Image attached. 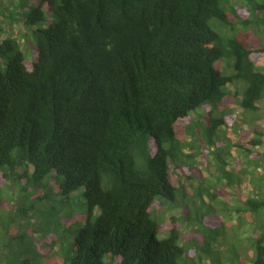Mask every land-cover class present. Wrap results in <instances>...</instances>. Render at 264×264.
Masks as SVG:
<instances>
[{
	"label": "trees",
	"instance_id": "obj_1",
	"mask_svg": "<svg viewBox=\"0 0 264 264\" xmlns=\"http://www.w3.org/2000/svg\"><path fill=\"white\" fill-rule=\"evenodd\" d=\"M242 1L0 3V236H18L10 225L33 210L14 209L9 184L51 200L39 230L28 221L20 231L22 250L0 245V264H264V232L243 257L227 226L232 212L259 216L261 193L219 208L211 191L234 189L225 148L250 158L264 140L255 130L223 144L234 106L256 112L264 99L262 41L209 25L264 26V0ZM197 154L207 169L214 161L216 184ZM76 194L83 213L70 205ZM170 210L179 213L164 220Z\"/></svg>",
	"mask_w": 264,
	"mask_h": 264
},
{
	"label": "rangeland",
	"instance_id": "obj_2",
	"mask_svg": "<svg viewBox=\"0 0 264 264\" xmlns=\"http://www.w3.org/2000/svg\"><path fill=\"white\" fill-rule=\"evenodd\" d=\"M250 1L254 3L261 0ZM2 2H4V0H0V3ZM6 4L7 3L4 2L3 7H6ZM242 4L244 5L242 0H233V5L243 6ZM231 21L235 24L234 33L229 29H226V27H222L217 21H211L209 25L224 39H230L234 37L239 40H243V38H245L248 42H252L256 38L258 39V42L262 41V44H264V26L259 27V29H256L255 27L243 28V26L238 24V21L235 17H231ZM3 27L7 28L8 26L4 25ZM15 29H17L16 25L13 27V30ZM245 34L247 37H243ZM256 66L258 67V69L264 72V59H259L256 63ZM217 67L219 69H224L225 63H219ZM237 87L241 88L242 86L239 85ZM256 106V112H245L239 109L237 106H234L233 110L236 116V126L234 130L233 127L228 129L229 136L224 138L223 142L225 147H227L229 143L232 145H236V143L241 140L249 141L250 139L254 138L255 130H261L264 133V99L260 101ZM202 114L203 113H201V115ZM262 142V146H256L253 148L252 153L254 155L250 156V158H248L247 156L245 157L244 155L241 156L238 153V149L236 147H231L228 145L229 147L224 149L225 153L223 152V157L226 163H228L225 170L228 173L232 174L231 183L234 184V189L228 190L231 192L230 195H225L222 192L221 187H217L215 191L211 190L212 193L216 196V200H214V203L217 207L220 208V206H222L224 202H226L229 207L238 206V204L241 203L239 201L245 200L247 198L246 196L254 197L259 193H261L262 196L259 195L257 198L264 199V140ZM185 153L189 154L190 151H185ZM206 157L207 156H204L202 154H197L195 160H197V162L199 163L198 167L201 170L204 179L209 180L210 183L214 185L217 183L216 176H218L219 173L215 172L216 166L214 165L215 163L213 160L210 169H207L205 167V164L207 162ZM245 172H248V174ZM236 177L240 179L241 183L239 186ZM172 181L174 182L175 186L178 185V177L173 176ZM23 184V182H16L15 185L14 183H11L7 188H5V197L8 198V201H12L11 203L14 206V209H16L17 206L22 209L33 206V210L29 211L28 217H19L10 225V230L15 233L18 232V236L22 234L20 231L25 230V228H29L27 225L28 221L36 223L39 222L40 219H38V216L41 215L40 212H44L46 207L51 206L50 199H32L39 193V191L37 189L24 191ZM239 188L241 193L238 190ZM42 192H44V190ZM70 198V205L75 211L82 213L85 212V202L80 195H71ZM178 213V210H170L164 214V220L167 219V217L171 215H177ZM217 213L221 218H223L222 216L226 212L218 211ZM261 218H264V210L259 213V216H251L244 213H240V215H238L237 213L232 212V215L228 221L229 224H227V226L231 227L230 229H234V227H237L239 229V231H237L236 233L237 238L240 239L237 249L240 256L250 257V255L252 254V251L250 249L251 242L250 240H247V238L252 237L253 233L257 235L259 234V236L262 235V233L264 232V223L263 219ZM39 225H42V223H37V227ZM1 231L2 230L0 227V232ZM229 233L235 235L232 231ZM18 236L10 235L6 237L5 240L3 239V236H0V245L8 242L12 247L9 251H20L26 244L25 242H21L19 239H16ZM35 236H37V234H35Z\"/></svg>",
	"mask_w": 264,
	"mask_h": 264
}]
</instances>
